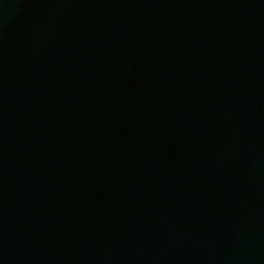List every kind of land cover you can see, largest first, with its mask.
I'll use <instances>...</instances> for the list:
<instances>
[{"label":"water","instance_id":"water-1","mask_svg":"<svg viewBox=\"0 0 264 264\" xmlns=\"http://www.w3.org/2000/svg\"><path fill=\"white\" fill-rule=\"evenodd\" d=\"M0 264H264V0H0Z\"/></svg>","mask_w":264,"mask_h":264}]
</instances>
